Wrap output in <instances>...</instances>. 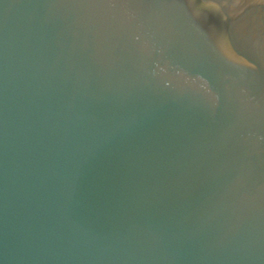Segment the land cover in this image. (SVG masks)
Instances as JSON below:
<instances>
[{
    "label": "water",
    "instance_id": "water-1",
    "mask_svg": "<svg viewBox=\"0 0 264 264\" xmlns=\"http://www.w3.org/2000/svg\"><path fill=\"white\" fill-rule=\"evenodd\" d=\"M0 264H264V0H0Z\"/></svg>",
    "mask_w": 264,
    "mask_h": 264
}]
</instances>
